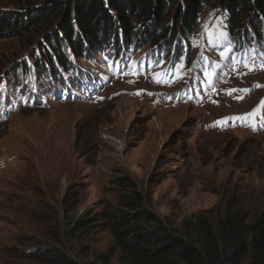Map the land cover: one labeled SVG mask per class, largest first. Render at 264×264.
<instances>
[{
  "label": "rangeland",
  "instance_id": "374dc122",
  "mask_svg": "<svg viewBox=\"0 0 264 264\" xmlns=\"http://www.w3.org/2000/svg\"><path fill=\"white\" fill-rule=\"evenodd\" d=\"M44 2L0 0V19ZM228 14L207 0L191 33L174 25L80 54L55 46L66 67L46 38L61 35L55 20L0 30V264H44L27 253L45 247L80 264H119L109 230L97 221L74 230L64 201L91 217L116 204L121 174L177 229L197 215L216 226L227 210L264 218V22L260 35L251 16L232 28ZM208 31L226 39L210 44Z\"/></svg>",
  "mask_w": 264,
  "mask_h": 264
},
{
  "label": "trees",
  "instance_id": "16d2710c",
  "mask_svg": "<svg viewBox=\"0 0 264 264\" xmlns=\"http://www.w3.org/2000/svg\"><path fill=\"white\" fill-rule=\"evenodd\" d=\"M205 1L67 0L59 4L56 0H45L32 14L24 13L14 21V16L7 20L1 18L0 30L2 34L10 28L11 32L29 31L35 26H51L55 20L62 36L53 30L46 38L57 62L66 67L67 58L60 49L63 45L74 54H80L85 47L97 48L118 37L132 43L145 33L162 34L174 25L191 33ZM216 1L226 7L230 27L239 25L247 15L251 16L254 29L262 34L264 0ZM135 18L144 25V30L135 27ZM43 56L53 72L51 53L44 51ZM113 183L116 204L104 206L91 217L87 212L83 217L76 215L74 199L65 200L64 204L65 216L74 230L89 226L93 221L109 230L113 246L120 252L119 264H264V218L247 223L242 214H231L227 210L216 226L208 217L197 215L183 220L182 228L177 229L168 217L159 216L146 207L145 196L131 176L118 175ZM27 254L44 264H80L57 247Z\"/></svg>",
  "mask_w": 264,
  "mask_h": 264
},
{
  "label": "snow or ice",
  "instance_id": "6c2138e0",
  "mask_svg": "<svg viewBox=\"0 0 264 264\" xmlns=\"http://www.w3.org/2000/svg\"><path fill=\"white\" fill-rule=\"evenodd\" d=\"M205 31H207V26H205ZM207 34L209 36V43L210 44L213 43V42H217L218 43L220 40L226 39V33H224L223 31H220L219 33H216L214 31H208ZM229 50H231V48H229ZM221 55H223V52L221 53ZM180 59L183 60V57H181ZM245 66L247 67L248 65L245 64ZM179 67L182 68L183 67V64H181ZM261 67H262V69H264V64H262ZM249 70L251 71L252 69L250 68ZM133 74H135V73H133ZM153 79L156 82H160V80H159V74H157L156 76H154ZM256 87H260V85H256ZM233 91H235V89ZM243 91L247 92L249 90L248 89H245ZM228 94L231 95V92H229ZM261 106H264V101L261 102V105L258 106V108L261 107ZM257 112H258V109H254L253 112L248 113L246 115L249 116V117L255 116L257 114ZM227 119H232V118H227ZM261 126H264V121L261 122ZM253 130H255V125H253Z\"/></svg>",
  "mask_w": 264,
  "mask_h": 264
}]
</instances>
